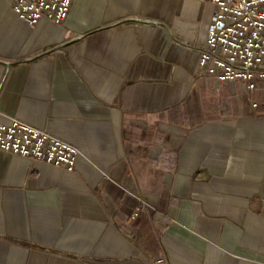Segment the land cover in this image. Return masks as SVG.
Here are the masks:
<instances>
[{
    "label": "crops",
    "instance_id": "0c3cea01",
    "mask_svg": "<svg viewBox=\"0 0 264 264\" xmlns=\"http://www.w3.org/2000/svg\"><path fill=\"white\" fill-rule=\"evenodd\" d=\"M14 2L0 122L81 154L68 171L0 150V264H264V100L198 69L209 0H74L35 28Z\"/></svg>",
    "mask_w": 264,
    "mask_h": 264
},
{
    "label": "built area",
    "instance_id": "2783aa9c",
    "mask_svg": "<svg viewBox=\"0 0 264 264\" xmlns=\"http://www.w3.org/2000/svg\"><path fill=\"white\" fill-rule=\"evenodd\" d=\"M74 0H15L19 20L35 28L42 18L61 26ZM214 9L198 69L220 83L243 82L254 91L264 82V0H209ZM253 103V107H257ZM0 150L73 171L80 150L17 118L0 122ZM138 209L132 215L136 217ZM158 259L155 264H163Z\"/></svg>",
    "mask_w": 264,
    "mask_h": 264
},
{
    "label": "rangeland",
    "instance_id": "374dc122",
    "mask_svg": "<svg viewBox=\"0 0 264 264\" xmlns=\"http://www.w3.org/2000/svg\"><path fill=\"white\" fill-rule=\"evenodd\" d=\"M233 87L232 93H235L237 102L247 106L253 101L262 102L264 100V83L257 82V89L249 91L243 82H231Z\"/></svg>",
    "mask_w": 264,
    "mask_h": 264
},
{
    "label": "water",
    "instance_id": "95a60500",
    "mask_svg": "<svg viewBox=\"0 0 264 264\" xmlns=\"http://www.w3.org/2000/svg\"><path fill=\"white\" fill-rule=\"evenodd\" d=\"M205 73V72H204Z\"/></svg>",
    "mask_w": 264,
    "mask_h": 264
}]
</instances>
